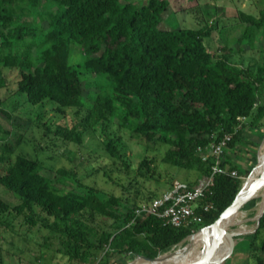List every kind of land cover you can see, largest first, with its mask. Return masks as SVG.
<instances>
[{
	"label": "trees",
	"instance_id": "obj_1",
	"mask_svg": "<svg viewBox=\"0 0 264 264\" xmlns=\"http://www.w3.org/2000/svg\"><path fill=\"white\" fill-rule=\"evenodd\" d=\"M48 1L54 10L46 8L47 0H0V67L20 70L17 90L30 104L49 101L59 113L86 106L87 117L95 122L116 116L117 124L132 134L167 144L165 163L195 167L199 178L209 175L214 163L211 155L202 159L207 147L231 133L220 164L235 169L238 176L214 175L202 200L213 209L204 212L203 221L194 227H174L150 214L133 219L139 204L100 194L93 187L78 183L65 190L57 186L59 179L41 173L39 160L17 155L0 174V186L16 193L19 201L11 205L0 199V223H5L3 216L23 214L26 223L53 232L69 260L82 263L96 260L101 252L97 264H128L127 259L161 254L169 264H178L184 255L188 257L189 251H180L189 245L188 236L211 224L230 205L242 177L259 172L254 150L248 152L246 169L233 162L231 151L244 143L257 145L246 138V130H259L264 139V99L260 100L264 63L253 74L251 65L238 67L227 54H213L204 43L211 27L162 28L169 0H148L140 7L131 0ZM36 18L46 21V27L36 24ZM237 24L242 29L233 40L235 51L245 50L242 41L253 49L257 39H264V8L258 16L240 12L239 21L231 25ZM225 44L221 49L233 53ZM75 48L83 56L77 63L71 61ZM91 86L97 90L89 91ZM61 134L76 142L82 137L75 129ZM105 148L111 156H119L113 139ZM150 164L147 159L141 162L146 171ZM254 202L251 199L245 206ZM94 214L109 218V228L96 232L81 219ZM228 227L209 232L214 244L235 234ZM245 236L248 258L240 264H249L250 258L251 264H264V207L254 231ZM205 248L200 247L201 259ZM135 264L158 263L139 259Z\"/></svg>",
	"mask_w": 264,
	"mask_h": 264
},
{
	"label": "rangeland",
	"instance_id": "obj_2",
	"mask_svg": "<svg viewBox=\"0 0 264 264\" xmlns=\"http://www.w3.org/2000/svg\"><path fill=\"white\" fill-rule=\"evenodd\" d=\"M131 1L138 7L148 2V0ZM169 1L166 16L161 23L162 28L211 27L212 31L204 38V43L213 54H227L230 61L238 67L245 68L251 65L253 74L256 73L257 67L264 63V39H257L253 49H249L242 41L240 47L245 50L235 51L237 45L233 43V40L240 35L242 26L231 25L239 21L240 12L258 16L259 10L264 8V0ZM46 8L54 10L55 7L47 0ZM34 22L45 27L47 25L46 21H40L38 18ZM224 44L232 47L233 53L221 49ZM82 57L80 50L75 48L71 54V61L77 63L82 60ZM0 68L2 80L0 85V157H3L0 161V174L17 155H24L30 159L39 160L43 166L41 173L50 179H59V182H56L57 186L65 190L74 188L80 183L93 187L100 191V194L112 195L121 201L127 200L135 204L146 202L151 197L162 193L175 180L194 183L199 178L195 167L178 168L165 163L162 158L169 148L167 144L147 142L143 137L132 134L129 129L117 124L116 116L112 120L107 117L95 122L92 117H87L89 110L86 106L66 108L63 113H59L54 110L55 105L49 101L37 105L30 104L25 94L17 90L20 70L2 65ZM95 90L97 89L93 86L89 89V91ZM260 92V100H263L264 88ZM84 93L87 96L88 90H84ZM72 129L82 132L80 142L61 136V132ZM244 134L247 139L254 141L257 145L253 147L244 143L238 145L237 151H231V153H233V162L246 169L250 166L248 152L254 150L258 157L264 145V139L259 138L261 134L259 130L253 132L246 130ZM108 139L114 140L118 157L111 156L106 150L105 143ZM144 159L151 161L150 171H146L145 167L141 166ZM259 173L257 169L252 175L242 177L244 186L260 180ZM259 191L260 188L254 194ZM0 199L11 205L19 201L18 195L4 186H0ZM253 199L255 200L253 206L262 200V207L258 214L260 215L263 211V197L261 199V196H256ZM247 202L239 203L226 216V218H238L247 214L243 220V224L247 227L236 228L237 225L228 227V232L236 229L238 234L229 235L215 244V246L220 244L219 252L216 250L217 257H220L217 264H240L248 258L246 255L248 237L245 235L254 231L258 215L251 210L253 206L250 208L245 206ZM36 211L39 212L38 209ZM2 219L5 223H0V264H97L98 262L101 252H98L96 260L89 263L69 260L60 251L61 244L58 237L40 224L31 226L26 223L23 214L12 213L3 216ZM81 219L96 232L109 228L112 222L109 218L98 214L90 218L83 216ZM203 240L201 238L200 241ZM187 246H191L190 242L180 250L181 253ZM201 246L199 242H195L193 246V251L198 255L197 260L195 257L192 262L189 260V251L188 257L182 255L183 258L177 263L200 264ZM233 247L236 249L234 250ZM211 257L212 251L208 258H204V261L211 264ZM137 259L139 257L127 259V263L135 264ZM251 263L250 258L249 264Z\"/></svg>",
	"mask_w": 264,
	"mask_h": 264
},
{
	"label": "built area",
	"instance_id": "obj_3",
	"mask_svg": "<svg viewBox=\"0 0 264 264\" xmlns=\"http://www.w3.org/2000/svg\"><path fill=\"white\" fill-rule=\"evenodd\" d=\"M231 138V133L225 134L222 139L207 147L202 159L205 160L210 155L214 158L209 175L201 176L193 184L173 181L169 188L159 196L137 205L133 209V219L142 214H150L163 219L165 223L174 227H194L200 224L203 221V213L213 209L212 204L202 203L213 183V176L216 174L238 176L235 169L220 164L224 150Z\"/></svg>",
	"mask_w": 264,
	"mask_h": 264
},
{
	"label": "bare ground",
	"instance_id": "obj_4",
	"mask_svg": "<svg viewBox=\"0 0 264 264\" xmlns=\"http://www.w3.org/2000/svg\"><path fill=\"white\" fill-rule=\"evenodd\" d=\"M258 166H259V172H260L259 173L260 174V179H262L263 175H264V145L262 146L261 150L259 151ZM243 187H245L244 186V182H243ZM256 196H261V199H262V197H263V188L262 187H260V191L258 193H256V194L253 193L250 196L249 199L244 200V201H242L240 203L249 201V200L255 198ZM261 207H262V200H260V203L255 208H253L252 210L254 211V213H256L258 215L260 213ZM250 213H252V212H250ZM246 216H247V214H243L241 217H238V218H226L225 217L222 221H220L217 225H215L214 228H212V229H210V230H208L206 232V237H205V239L203 241H200L203 233L202 232H197L193 237L187 239V241L190 242L191 246H187L184 249L183 254H185V252L190 251L189 260L192 262L194 257H195V260L198 259V255L196 254L195 251H193V248H194L193 246H194L195 242H199L200 246L201 245H206V248H205L204 254L202 256L201 263H200V264H205L206 261H204V258H207L209 256L210 251H212V248L215 246V244H214L215 240H214V238L209 236V232L211 230L215 229V228H218V227H221V226H226V225L227 226L237 225L236 228H238L239 226L244 225L243 224V220L246 218ZM231 233L238 234V232H236L235 230H231ZM187 241H185V242H187ZM211 246H213V247H211ZM196 250H197V248H196ZM139 259H137V260H139ZM140 261L142 263L157 262L158 264H169V260L164 256V254L159 256V258H157L154 261H148V260H145V259H140Z\"/></svg>",
	"mask_w": 264,
	"mask_h": 264
},
{
	"label": "water",
	"instance_id": "obj_5",
	"mask_svg": "<svg viewBox=\"0 0 264 264\" xmlns=\"http://www.w3.org/2000/svg\"><path fill=\"white\" fill-rule=\"evenodd\" d=\"M257 162H258V157H257ZM254 168V167H253ZM252 168V169H253ZM262 187L263 188V207H264V175L263 178L260 180L255 181L254 183H252L249 186L243 187V183L241 184L240 190L237 192V194L235 195L233 201L230 203V205L218 216V218L213 221L211 224L203 226L201 228H199L197 231H195L194 233L190 234L188 236V238L193 237L197 232H202L203 234H206V232L212 228H214L215 225H217L220 221H222L232 210H234L237 205L250 198V196L258 189ZM262 213V212H261ZM261 215V214H260ZM257 216V219L259 218V216ZM140 259H145L148 261H154L156 260L158 257H155L153 259H149L146 258L144 256H139ZM218 261V257H217V252L215 247L212 248V257H211V264H217Z\"/></svg>",
	"mask_w": 264,
	"mask_h": 264
},
{
	"label": "crops",
	"instance_id": "obj_6",
	"mask_svg": "<svg viewBox=\"0 0 264 264\" xmlns=\"http://www.w3.org/2000/svg\"><path fill=\"white\" fill-rule=\"evenodd\" d=\"M229 47H230V46H229ZM259 203H260V202H259ZM259 203H258V204H259ZM258 204H256L255 206H253V208H255ZM235 231H236V229H235Z\"/></svg>",
	"mask_w": 264,
	"mask_h": 264
}]
</instances>
